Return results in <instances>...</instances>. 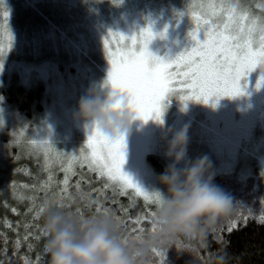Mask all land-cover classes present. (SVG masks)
<instances>
[{
  "label": "rangeland",
  "instance_id": "obj_1",
  "mask_svg": "<svg viewBox=\"0 0 264 264\" xmlns=\"http://www.w3.org/2000/svg\"><path fill=\"white\" fill-rule=\"evenodd\" d=\"M228 2L264 20L261 5ZM208 3L221 0H0V46L4 49L0 87L9 88L10 80L14 85L33 87L44 106L29 126V145L35 147L32 158L42 161L50 147L57 157L72 163L76 160L88 171L82 156L94 125L86 127L76 112L90 88L112 91L107 83L111 65L104 46L109 33H120L130 43L133 36L150 28L153 39L148 51L168 62L195 46L190 36L197 30L195 17H201L198 39L203 42L202 21L207 17L202 15V6ZM67 18L76 20L66 25ZM257 79L252 72L243 95L213 97L207 104L181 101L179 92L170 93L161 102L162 122L139 118L132 122L124 143L123 173L148 193L166 192L147 156L157 155L166 167L170 165L172 160L165 157L168 141L187 125L186 160L206 155L214 176L237 170L242 179L254 172L264 178V85L257 90ZM24 127L23 117L0 105V158L8 155L17 139L20 142ZM177 167L182 168L183 162ZM106 182L119 188L116 182ZM126 191L136 195L132 189Z\"/></svg>",
  "mask_w": 264,
  "mask_h": 264
},
{
  "label": "trees",
  "instance_id": "obj_2",
  "mask_svg": "<svg viewBox=\"0 0 264 264\" xmlns=\"http://www.w3.org/2000/svg\"><path fill=\"white\" fill-rule=\"evenodd\" d=\"M243 1L252 7L264 5V0ZM261 12L264 11H259ZM75 20L72 18L70 22L67 18L66 25ZM65 26L59 28L63 29ZM9 82L6 84L11 85L9 88L5 85L0 87V105L23 117L26 128L24 127L20 142L17 139L18 142L8 155L0 158V264H25L26 260L31 264H48V256L44 252L45 237L36 239L37 228L42 229L43 213H40L39 219L35 217L45 201L78 216L96 214L98 206L111 209L124 220L138 214L137 206L139 209L154 211V204L151 208H146L143 198L130 191L118 195L119 188L107 184L104 178L93 174L89 169L87 171L76 160L72 163L57 157L53 154L54 149L48 151L42 161L32 158L35 156V147L29 145V126L35 123L37 112H41L44 106L33 87L14 85L12 80ZM36 89L39 90L40 87L36 86ZM20 147H23L21 151ZM147 162L157 177L166 168L164 161L154 154L147 156ZM65 169H71L67 173L70 185L66 192L61 183L66 174ZM78 182L81 184L79 190L74 187ZM213 183L230 195L234 204L232 215L217 225V235L220 238L217 239L212 234L209 237L211 247L201 250L199 254L188 250L178 251L174 244L182 243L190 247L191 244L182 237L177 238L160 249L164 252V264H220L219 260L210 261L209 258L220 254L221 249L227 253L226 264H264V220H261L264 216V178L254 172L242 179L240 173L234 170L229 175L214 176ZM98 189L101 191H97ZM81 192L86 199L81 198ZM89 200L98 201V204L90 206ZM122 206L128 209L127 214L121 211ZM29 208L34 211L29 212ZM229 225L233 226L230 232ZM131 227L129 225L128 231L122 229L125 237H134ZM144 227L150 232V222H146ZM26 236L31 238L25 240ZM159 261L160 258L150 254L149 264H159Z\"/></svg>",
  "mask_w": 264,
  "mask_h": 264
},
{
  "label": "snow or ice",
  "instance_id": "obj_3",
  "mask_svg": "<svg viewBox=\"0 0 264 264\" xmlns=\"http://www.w3.org/2000/svg\"><path fill=\"white\" fill-rule=\"evenodd\" d=\"M202 7V15L207 17L202 21L205 39L203 42L198 39L201 17H195L197 30L190 33L195 46L168 62L148 51V44L153 39L150 28L143 29L138 37L133 36L130 43H126L127 38L120 33H109L104 42L111 65L107 83L111 85L113 94L118 93L126 97L127 108L134 113L136 119L145 122L156 119L162 122L161 102L173 92L180 93L181 101L195 100L205 104L213 97L218 100L225 96L231 98L243 95L248 75L257 64H264V20L251 17L250 13L241 10L238 4H231L228 0H221L219 4L208 3ZM4 19L7 20V13H4ZM3 53L4 49L0 46V55ZM262 83L264 82L257 81V90ZM115 107L119 108L120 105ZM124 143L123 137L107 139L99 127L94 125L91 135L87 138L86 154L82 159L93 174L119 184L118 195L132 189L137 196L143 197L146 208H151L160 199V194L144 191L133 183L131 177L123 173ZM48 150L51 151V148L48 147ZM69 171L71 169H65L66 174L61 182L64 192L68 191L70 185V177L67 174ZM74 187L79 190L81 184L78 182ZM80 195L82 199L87 198L82 192ZM92 204H98V201L89 200V205ZM43 205L36 219L44 212ZM137 208L138 214L127 220L102 206L96 208V214L105 212L112 215L126 231L131 225V234L140 239L149 231L144 227L146 222L151 224L150 232H155L156 228L152 223L154 211L139 209V206ZM32 211L34 209L29 208V212ZM121 211L127 214L128 209L122 206ZM261 220H264V216ZM232 227L229 225V232ZM217 232L216 229L213 235L219 239ZM43 237V230L38 227L36 239ZM30 238L26 236L24 239ZM174 246L178 251H186L190 247L182 243H176ZM151 255L160 258L159 264H164L163 250H154ZM25 264L31 262L26 260Z\"/></svg>",
  "mask_w": 264,
  "mask_h": 264
},
{
  "label": "clouds",
  "instance_id": "obj_4",
  "mask_svg": "<svg viewBox=\"0 0 264 264\" xmlns=\"http://www.w3.org/2000/svg\"><path fill=\"white\" fill-rule=\"evenodd\" d=\"M261 7L264 9V5ZM252 72L257 74V81L264 82V64H257ZM76 117L86 127L98 126L109 140H125L136 119L127 108L126 97L112 91L103 93L95 87L79 100ZM188 143L187 125L168 141L165 157L172 163L157 178L166 192L157 190L160 199L152 217L156 231L140 239L125 237L121 225L110 214L81 217L46 201L42 230L48 264H149L152 251L180 237L190 242V253L209 249V237L221 220L232 215L234 204L231 196L213 183L212 162L206 155L186 160ZM181 162L183 167H177ZM209 259L226 264L227 253L221 249L220 254Z\"/></svg>",
  "mask_w": 264,
  "mask_h": 264
}]
</instances>
